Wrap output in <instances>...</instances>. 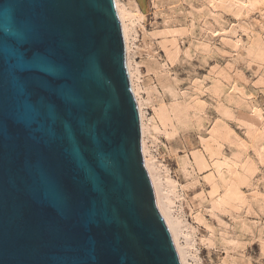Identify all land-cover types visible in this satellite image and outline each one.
Wrapping results in <instances>:
<instances>
[{
  "label": "water",
  "instance_id": "water-1",
  "mask_svg": "<svg viewBox=\"0 0 264 264\" xmlns=\"http://www.w3.org/2000/svg\"><path fill=\"white\" fill-rule=\"evenodd\" d=\"M0 264H182L116 0H0Z\"/></svg>",
  "mask_w": 264,
  "mask_h": 264
},
{
  "label": "rangeland",
  "instance_id": "rangeland-1",
  "mask_svg": "<svg viewBox=\"0 0 264 264\" xmlns=\"http://www.w3.org/2000/svg\"><path fill=\"white\" fill-rule=\"evenodd\" d=\"M144 2L141 19L127 22L129 57L147 158L161 179L177 182L179 197L165 193L183 224L187 263L264 264V135L254 140L240 122L247 116L264 126V0ZM194 152L209 167H195ZM246 166L248 184L232 181ZM212 177L230 183L238 201L216 207L224 191L212 194Z\"/></svg>",
  "mask_w": 264,
  "mask_h": 264
},
{
  "label": "bare ground",
  "instance_id": "bare-ground-1",
  "mask_svg": "<svg viewBox=\"0 0 264 264\" xmlns=\"http://www.w3.org/2000/svg\"><path fill=\"white\" fill-rule=\"evenodd\" d=\"M116 2H117V7H118V10H119V14H120V17H121V20H122V23H123V28H124V34H125L126 45H127L128 69H129V73H130V77H131L132 88H133L134 94H135V96L137 98V101L139 103V108H140L141 117H142V127H143V131H145V124H144V118L145 117L143 115L144 113L142 112V108H141V105L142 104L140 103L139 97H138V95H139L138 94L139 85L137 84V82H138L137 81L138 76L136 74V71L133 70L134 67H132V64H131V60H130V57H129L130 56L129 55L130 46H129V43H128V40H127L128 39L127 38L128 37V32L131 30V25L133 23L132 22L131 25H129L130 23L127 24V22L130 21L132 18H136L137 19V18H139V16L140 17L142 16L140 9H144L145 8V2H144V0H127V3L126 4L121 3L120 0H116ZM139 19H141V18H139ZM129 27H130V30H129ZM178 109L180 110V108H178ZM182 112H184V111H181V113ZM240 122L243 124V126L245 127V129H246V131L248 133H251V134H253L255 136V139L254 140H256V138L258 136H260L261 134L264 135V131H263V127L264 126L257 119H255L253 117L243 116V117H240ZM215 135H216L215 137L218 136V131L217 130L215 131ZM144 146H145V140L143 139V147ZM205 150H206L207 153L209 152L207 148H205ZM145 151L146 150L144 148V155H145L146 165H147L148 171H149V173H150V175L152 177V180H153V183H154V186H155V191H156L157 199H158V202L160 204L161 210L163 212V215H164L165 219L167 220V223L169 225V228L171 229V232H172V235H173L175 244L177 246V249H178V252H179L181 261H182V264H188L187 263L188 255L185 252V248H183L179 244V237L181 235L180 231H181V228H182L178 224V222H180V220L178 222H175L174 221V218H173V215H172V211H171L173 209V207H174L173 205L175 204V201H174L175 199L174 198H170L168 196V194L170 193V194L173 195L172 197H175V198L179 197V195L176 192V188H177V184L176 183L177 182H175L169 176L168 177L166 176L164 179H161L160 173H159L162 170L161 167L154 165L147 158V154H146ZM210 157H212V156H210ZM193 158H194V165L199 170H203V169H206L207 167H209L208 160H207L206 156L203 153H201V152H194L193 153ZM218 163H216L215 166H216V171L219 174L220 173V170H221L220 168H221L222 165L220 163L219 164ZM184 164H185L184 167H186V165H188V163H186V162ZM232 167H234V166H232ZM249 168H251V167H247V166L244 167L243 168V172L244 173H242V174L240 173L241 175H238L237 179L233 178L232 181L234 180L239 185H247L248 184L247 172L250 170ZM165 172H167V171L165 170ZM231 172H232L231 174H233V176H236L235 169H234V171H231ZM209 182L211 183V188H212V192H213V193L211 192L212 194L220 193V190H223L224 191L222 193L223 195H221V197L216 201V204H215L216 207L217 206H221V205H226V204H229L231 202H237L238 201L239 196H240V193L238 191L234 190L232 188V186H231L230 183H228V184H221L217 180V177L216 178L215 177H212L209 180ZM166 188L169 190V192L167 191L168 194L165 193L166 192L165 191ZM171 206H173V207H171ZM216 207H214V208H216ZM199 217H200V215H199ZM180 224L183 225L182 222H180ZM209 228H211V227H209Z\"/></svg>",
  "mask_w": 264,
  "mask_h": 264
}]
</instances>
